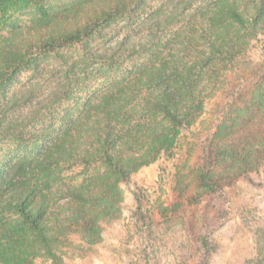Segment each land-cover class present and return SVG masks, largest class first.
<instances>
[{
	"label": "trees",
	"instance_id": "1",
	"mask_svg": "<svg viewBox=\"0 0 264 264\" xmlns=\"http://www.w3.org/2000/svg\"><path fill=\"white\" fill-rule=\"evenodd\" d=\"M28 3L35 13L25 35L0 51V140L11 138L16 150L0 158V264H34L43 254L58 264L53 248L72 231L89 246L99 243L101 221L119 215L122 184L170 151L221 87L213 145L197 172L199 194L224 196L226 181L264 167V65L252 69L250 106L236 104L240 87L226 80L251 40L264 35V0L185 1L169 14L149 0H0V13ZM121 18L149 36L94 44ZM77 45L82 61L61 53ZM51 53L64 68L58 88L42 97L30 87L3 103L22 69ZM95 70L104 73L102 85L87 98L76 95ZM64 100L75 103L57 124L54 109ZM27 105L26 114L8 115ZM209 235L198 238L203 262L218 249Z\"/></svg>",
	"mask_w": 264,
	"mask_h": 264
},
{
	"label": "rangeland",
	"instance_id": "2",
	"mask_svg": "<svg viewBox=\"0 0 264 264\" xmlns=\"http://www.w3.org/2000/svg\"><path fill=\"white\" fill-rule=\"evenodd\" d=\"M181 1L198 4L202 0ZM149 2L150 7L161 14H169L175 4L183 5L180 0ZM11 9L7 14L0 13V51L9 47L8 43L15 35H25L35 13L34 5L29 3L20 10ZM148 21L142 19L140 24ZM137 24L126 18L118 19L104 30L105 34L95 37L94 44L102 47L126 37H131L133 42L148 37L144 31H134ZM61 53L78 61L84 59L81 45ZM136 56V61L144 58L143 55ZM60 62L58 55L51 53L41 57L37 68H23L18 78L2 92V102L11 101L30 87H37L42 97H48L58 88V78L64 73ZM128 63L132 64L131 61ZM262 65L264 35H259L251 40L240 62L226 73V80L240 87L238 106L251 105L250 91L257 79L251 73ZM103 74L102 70L90 71L86 84L75 94L87 98L88 91L95 90L105 81ZM110 74L115 75L112 71ZM222 92L221 87L206 99L197 122L190 128H182L170 151L160 154L153 163L142 167L122 184L119 215L101 221L99 243L89 246L79 231H72L54 246L58 264H128L132 261L137 264H264V167L226 181L224 196L199 194L197 172L204 149H211L213 145L211 140L219 122ZM62 103L58 110L54 109L57 124L65 108L75 102L64 100ZM29 105L9 110L8 115L15 118L16 114H26L33 107ZM14 146L15 141L11 138L0 140V158L12 156L16 151ZM70 171L66 169L63 174H70ZM204 232H210V240L218 246L206 262L201 261L203 250L198 241ZM52 263L48 254L34 262Z\"/></svg>",
	"mask_w": 264,
	"mask_h": 264
}]
</instances>
